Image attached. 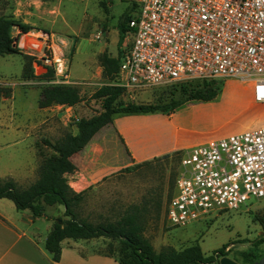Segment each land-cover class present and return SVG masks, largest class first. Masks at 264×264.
Segmentation results:
<instances>
[{"label":"rangeland","instance_id":"rangeland-1","mask_svg":"<svg viewBox=\"0 0 264 264\" xmlns=\"http://www.w3.org/2000/svg\"><path fill=\"white\" fill-rule=\"evenodd\" d=\"M138 9L137 0H0V15L12 16L31 27L24 35L12 28L11 35L17 38L21 54L0 57V87L12 90L9 100L0 103V169L11 170L19 188H27L34 181L29 171L34 163V153L29 151V146L35 143L34 139L38 151L43 157H49L53 153L47 144L66 133L74 134L80 118H89L101 111L100 102L91 96L110 82L102 76L99 57L105 52L117 57L118 24L126 12L134 16ZM37 37L42 41L38 42ZM131 40V33H126L122 47ZM45 54L51 56L50 62L42 60ZM25 56L35 58L31 66L32 79L22 75ZM58 63L67 65L68 83L57 79ZM46 68L53 70L50 78ZM216 80L215 87L221 89L215 101L218 105L199 110V129H208L217 121L215 117L218 124L231 122V130H227L236 133L259 127L264 119V105H244L247 91L243 88L248 85L232 79ZM56 84L76 87L83 101L68 110L54 106L40 110L37 103L41 89ZM200 86L197 82L124 92L121 101L123 104L162 105L184 99L187 94L182 93V87L191 91ZM27 133L32 136L20 138ZM14 139L19 141L15 145ZM176 152L133 164L128 170H117L90 185L81 181L79 175L87 161L74 159L78 171L68 176V183L77 190L75 192L84 194L76 211L78 218L92 223L116 222L125 213L136 211L143 224V235L156 252L164 247L182 250L198 245L205 257L223 251L224 256L212 264H219L222 258L246 264L242 257L244 252L256 254L258 262L264 256V200H251L237 211L213 212L185 227L172 228L166 224V205L176 193L175 183L181 171L182 152ZM98 158H101L98 154L92 157L94 163ZM12 208L16 218L26 216V220L33 221L25 225L16 219L29 235L36 236L43 250L47 226L55 219H66L62 206L58 207L61 213L54 220L48 216H56V207L47 208L45 215L35 219L29 218L28 210Z\"/></svg>","mask_w":264,"mask_h":264},{"label":"built area","instance_id":"built-area-1","mask_svg":"<svg viewBox=\"0 0 264 264\" xmlns=\"http://www.w3.org/2000/svg\"><path fill=\"white\" fill-rule=\"evenodd\" d=\"M116 78L125 92L189 81L232 79L264 105V0H137ZM38 42L42 41L36 38ZM50 55L42 60L51 61ZM67 65L55 67L68 83ZM166 224L185 227L213 212L264 200V119L254 129L198 145L180 160Z\"/></svg>","mask_w":264,"mask_h":264},{"label":"trees","instance_id":"trees-1","mask_svg":"<svg viewBox=\"0 0 264 264\" xmlns=\"http://www.w3.org/2000/svg\"><path fill=\"white\" fill-rule=\"evenodd\" d=\"M131 17V13L126 12L118 24L117 57L109 56L106 52L99 57L102 76L109 82H112L118 74L122 58V43L128 31L127 23ZM12 28H17L19 35H24L30 31L31 27L12 16L0 15V57L21 54L17 45V38L11 35ZM24 59L26 62L23 67V78L32 79L34 74L31 71V66L35 58L25 56ZM46 69L48 70L47 77L50 78L53 75V70ZM216 81L196 80L177 83L200 82L201 86L191 91H186L182 87V93L187 94L184 99L171 100L162 105L123 104L121 96L125 90L109 84L95 90L91 99L100 102L101 111L89 118H80L76 123V134L66 133L54 143L47 144L53 154L43 158L37 170L36 181L27 188H19L12 179L0 180V199L10 200L18 211L29 210L33 218L43 216L45 207L48 206H62L64 208L63 216L66 219L58 218L62 221L61 224L57 223V219H55L45 240V250L51 255L53 262H59L61 242L65 239L83 241L105 238L110 242L107 245L106 253L110 256L117 255L119 264H212L220 256H224L223 251L220 250L213 256L205 257L200 247L194 245L182 250L164 247L156 252L149 240L143 235V224L140 214L136 211L125 213L116 222L92 223L83 218H78L76 211L84 200V194L83 192L77 193L71 188L68 183V176L78 171L71 157L81 152L75 156L83 163L85 151L91 144L88 147L86 145L101 128L111 123L116 116L169 113L185 103L213 101L221 90L215 87ZM11 95L12 90L10 88L0 87V100L10 98ZM82 101L83 98L76 87L56 84L41 89L37 105L39 109L56 105L74 107ZM182 155L180 156L182 157ZM164 157H168V154ZM112 243H117V245ZM242 257L246 264H253L259 258L256 254L249 252H244Z\"/></svg>","mask_w":264,"mask_h":264},{"label":"crops","instance_id":"crops-1","mask_svg":"<svg viewBox=\"0 0 264 264\" xmlns=\"http://www.w3.org/2000/svg\"><path fill=\"white\" fill-rule=\"evenodd\" d=\"M247 85L243 88L247 91L244 105H263L254 100L252 86ZM3 100H9V98H2L0 103ZM216 100L185 103L169 113L133 114L115 117L111 123L101 128L86 145L88 147L91 144L85 153L84 159L87 163L83 165V170L81 169L79 172L80 180L90 185L91 182H96L110 173L130 167L133 164L176 151H181L184 154L195 146L207 145L222 137L236 133L227 130L231 128L229 126L231 122L218 124L216 117L217 121L212 123V126L208 129H199L201 123L199 110L218 105L215 102ZM54 107L67 110L73 108L60 105ZM74 134H76V131ZM28 136H32V134L27 133L20 138L24 139ZM36 141L34 139L35 143L29 146V151L34 153V163L29 166V171L35 178L32 179L33 182L36 181L38 167L44 158L41 152L38 151ZM18 142L14 139L13 145ZM97 154L101 158H98L99 160L94 163L92 157ZM75 155L71 157L74 163V159L77 158ZM4 179H12L17 183L12 171L9 169L6 171L0 169V180ZM70 186L72 187V185ZM74 190L77 191L75 188ZM7 201L10 200L0 199V264H119L117 255L110 256L106 253L107 242L105 243V241L109 240L105 238L83 241L65 239L61 242L59 262H53L51 255L37 243L36 236L29 235L26 228L22 229V226L18 224L17 214H14V208H12L15 206H11ZM54 207L57 209L56 216H48L53 220L57 218L58 213H61L58 209L59 206L45 207V210ZM25 217L18 220H22L21 222L25 225L26 223H33L31 219L26 220ZM31 217L32 215L29 216V218ZM52 227L53 224L47 226L48 232L44 238V245Z\"/></svg>","mask_w":264,"mask_h":264},{"label":"water","instance_id":"water-1","mask_svg":"<svg viewBox=\"0 0 264 264\" xmlns=\"http://www.w3.org/2000/svg\"><path fill=\"white\" fill-rule=\"evenodd\" d=\"M56 222L61 224L62 221L60 219H57ZM219 264H238V263L228 258H222L220 259ZM255 264H264V256L258 262H255Z\"/></svg>","mask_w":264,"mask_h":264},{"label":"flooded vegetation","instance_id":"flooded-vegetation-1","mask_svg":"<svg viewBox=\"0 0 264 264\" xmlns=\"http://www.w3.org/2000/svg\"><path fill=\"white\" fill-rule=\"evenodd\" d=\"M253 264H255V263H253Z\"/></svg>","mask_w":264,"mask_h":264}]
</instances>
